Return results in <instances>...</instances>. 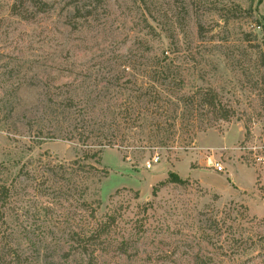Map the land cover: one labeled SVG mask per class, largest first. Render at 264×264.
Instances as JSON below:
<instances>
[{
  "label": "rangeland",
  "instance_id": "374dc122",
  "mask_svg": "<svg viewBox=\"0 0 264 264\" xmlns=\"http://www.w3.org/2000/svg\"><path fill=\"white\" fill-rule=\"evenodd\" d=\"M43 1L0 0V264H80L75 231L108 220L94 264H264V0ZM158 64L230 119L166 104L174 141L145 153L48 137L49 86L150 102Z\"/></svg>",
  "mask_w": 264,
  "mask_h": 264
},
{
  "label": "trees",
  "instance_id": "16d2710c",
  "mask_svg": "<svg viewBox=\"0 0 264 264\" xmlns=\"http://www.w3.org/2000/svg\"><path fill=\"white\" fill-rule=\"evenodd\" d=\"M39 1L40 11L45 13L51 11L49 2ZM74 1L77 2V0ZM11 7L13 13L24 17L22 10L18 9L16 3L12 4ZM73 85L72 82H65L47 88L44 104L49 110L46 113L49 116L43 115V126L52 129L50 134L52 136L48 137L75 140L83 146L98 147V151L106 146L111 148L114 146L128 147L125 143L129 142L138 147L139 152L145 153L147 148L165 147L174 141L170 135H166V130L162 127L168 119L165 108L166 104L169 103L176 106V113H179V109L188 103L198 102L210 107L211 110H217L220 113L219 117L225 121L231 117L221 101L211 100V102H207L210 101V97L207 93H203L202 89L197 90L191 96L184 93H171L168 90L170 86L169 73L166 65L163 64H158L154 72L155 98L150 102L145 99V95H147L145 91L138 96H128L124 101L120 100V102L109 104L99 96H95L96 90L83 89L80 92L79 89L72 88ZM53 88L56 91H53ZM210 91L208 90V92ZM73 164L76 163L73 162ZM72 173L80 174L79 166H75ZM8 190L7 186L1 188V192H8ZM85 205L96 220V209L90 204ZM112 225L113 221H100L91 223L82 232L81 230L75 231V236L65 248L67 261H70L71 256L78 255L80 264H94V260L98 258L97 253L104 252L107 240H111L109 234ZM112 243L117 244L119 254H128L125 240L121 242L112 241ZM15 262L12 258L10 264Z\"/></svg>",
  "mask_w": 264,
  "mask_h": 264
},
{
  "label": "built area",
  "instance_id": "2783aa9c",
  "mask_svg": "<svg viewBox=\"0 0 264 264\" xmlns=\"http://www.w3.org/2000/svg\"><path fill=\"white\" fill-rule=\"evenodd\" d=\"M159 158H153V162H158ZM260 161H264V157H260ZM210 164L215 168L216 171L218 172H223L224 171V166L223 164H221L220 162H216V161H211ZM152 164L151 162L148 163V167H151Z\"/></svg>",
  "mask_w": 264,
  "mask_h": 264
}]
</instances>
